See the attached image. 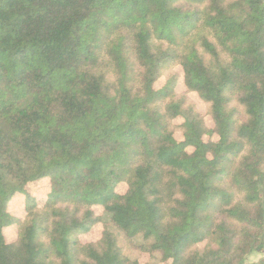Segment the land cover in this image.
Instances as JSON below:
<instances>
[{
    "label": "trees",
    "instance_id": "obj_1",
    "mask_svg": "<svg viewBox=\"0 0 264 264\" xmlns=\"http://www.w3.org/2000/svg\"><path fill=\"white\" fill-rule=\"evenodd\" d=\"M251 252L264 0H0V264H264Z\"/></svg>",
    "mask_w": 264,
    "mask_h": 264
},
{
    "label": "rangeland",
    "instance_id": "obj_2",
    "mask_svg": "<svg viewBox=\"0 0 264 264\" xmlns=\"http://www.w3.org/2000/svg\"><path fill=\"white\" fill-rule=\"evenodd\" d=\"M169 72H167L166 75H168ZM182 90V87L181 86H178V91H181ZM191 99H189L190 101H194L196 104H197V108L200 110V111H203L204 110V105L202 104V102L194 95H191L190 97ZM21 198H16V199H13V201H11L10 203V208L15 210L19 215H21V210L18 209V206L19 203L21 202ZM99 229H100V226H95L93 227V229L90 231V232H86V233H82L80 235L81 238L85 239V240H89V239H95L98 237V234H99ZM6 237L8 239H11L14 237V228L13 226H10V228L6 229ZM117 238H118V244L119 246L121 247L122 249V252L124 255L128 256V257H131V258H136L138 256V251L133 249L131 247V245L129 244V242L127 241V239L123 236V235H119L117 233ZM137 241H141L142 238L141 237H137L135 238ZM263 255V253H257V252H251L248 254V256L245 258V262L246 263H249V262H252V261H258ZM144 258L142 257V260Z\"/></svg>",
    "mask_w": 264,
    "mask_h": 264
}]
</instances>
